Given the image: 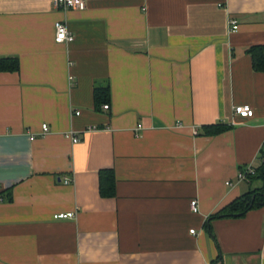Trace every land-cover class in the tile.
<instances>
[{
  "label": "crops",
  "instance_id": "0c3cea01",
  "mask_svg": "<svg viewBox=\"0 0 264 264\" xmlns=\"http://www.w3.org/2000/svg\"><path fill=\"white\" fill-rule=\"evenodd\" d=\"M56 20L72 40H55ZM257 44L264 0H0V56L20 60L0 70V264H264V205L204 225L256 187L237 175L263 160ZM219 122L231 126L204 132Z\"/></svg>",
  "mask_w": 264,
  "mask_h": 264
},
{
  "label": "trees",
  "instance_id": "16d2710c",
  "mask_svg": "<svg viewBox=\"0 0 264 264\" xmlns=\"http://www.w3.org/2000/svg\"><path fill=\"white\" fill-rule=\"evenodd\" d=\"M248 52L252 53V65L256 70L264 71V45L257 44L252 45ZM20 67V60L17 56L8 55L0 56V70H18ZM94 88V100L95 105L98 109L105 102H110V85L107 83L95 82ZM230 124L224 123H213L211 125L205 126L206 134H215L224 131L226 128L230 127ZM261 180V184L252 187L247 191L242 192V194L227 205L219 209L213 215L206 220L204 225H206L210 231H212L209 221L215 217H228V216H243L252 208H257L264 205V149H263V160L256 166L255 174L250 176L251 180L254 179ZM116 174L113 169H104L100 171L99 186L100 191L103 195L113 196L116 193ZM210 264H223L222 257H217L212 260Z\"/></svg>",
  "mask_w": 264,
  "mask_h": 264
},
{
  "label": "built area",
  "instance_id": "2783aa9c",
  "mask_svg": "<svg viewBox=\"0 0 264 264\" xmlns=\"http://www.w3.org/2000/svg\"><path fill=\"white\" fill-rule=\"evenodd\" d=\"M53 3V6L55 8H85L86 7V0H51ZM228 24H230V29L232 31H236V29L239 27L238 20L235 18H230L228 21ZM56 33H55V40L57 42H64V41H70L74 38V34L71 30H69L65 20H56L54 24ZM70 80L73 79V75L69 76ZM102 107L104 109H108L110 107V102H105L102 104ZM235 113L238 115L244 117H252L254 114V109L250 106L248 103H239L238 105H235L233 107ZM79 110H76L75 113H79ZM178 126H181V123L177 124ZM49 130V125L47 122H43L41 125V133H46ZM194 133H197V128H194ZM66 136L71 137L74 142L78 141L80 139L78 133L73 130L69 129L68 132H66ZM34 137L33 135L31 136ZM256 166H252L250 164L244 165L241 167V169L238 172L237 179L238 181L241 180H248L250 179V176L255 174ZM71 180L70 177H64L63 181L65 183H69ZM228 183H232L231 180H227ZM190 207L192 211L198 212L199 210V200L198 198H193L190 202ZM74 214V211H56V213L53 215L55 218L57 217H71ZM191 231L194 232V228H191Z\"/></svg>",
  "mask_w": 264,
  "mask_h": 264
},
{
  "label": "rangeland",
  "instance_id": "374dc122",
  "mask_svg": "<svg viewBox=\"0 0 264 264\" xmlns=\"http://www.w3.org/2000/svg\"><path fill=\"white\" fill-rule=\"evenodd\" d=\"M260 180L259 179H254V182H253V186H256V185H258V184H260Z\"/></svg>",
  "mask_w": 264,
  "mask_h": 264
}]
</instances>
